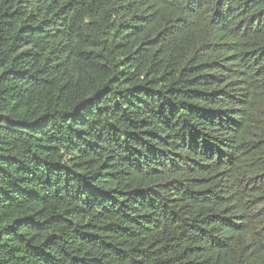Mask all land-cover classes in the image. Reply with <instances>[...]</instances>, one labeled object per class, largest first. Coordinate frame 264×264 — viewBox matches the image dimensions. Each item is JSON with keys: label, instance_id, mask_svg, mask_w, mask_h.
<instances>
[{"label": "trees", "instance_id": "trees-1", "mask_svg": "<svg viewBox=\"0 0 264 264\" xmlns=\"http://www.w3.org/2000/svg\"><path fill=\"white\" fill-rule=\"evenodd\" d=\"M0 264H264V0H0Z\"/></svg>", "mask_w": 264, "mask_h": 264}]
</instances>
